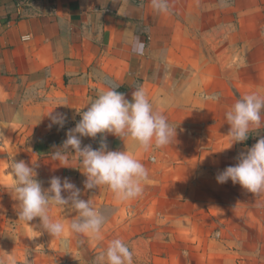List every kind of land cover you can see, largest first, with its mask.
<instances>
[{
	"label": "crops",
	"instance_id": "obj_1",
	"mask_svg": "<svg viewBox=\"0 0 264 264\" xmlns=\"http://www.w3.org/2000/svg\"><path fill=\"white\" fill-rule=\"evenodd\" d=\"M168 3L169 11L160 13L151 0H0V257L6 252L17 264H52L46 256L51 235L39 218L17 222L6 170L11 158L35 162V178L45 189L53 176L79 187L86 176L74 155L64 167L50 154L103 89L131 100L143 87L154 109L177 126V136L172 145L144 153L130 139L103 134L107 150L129 151L149 170L145 194L121 202L122 240L143 253L168 247L176 253L168 264H264V195L216 181L264 137L262 123L228 148L224 118L242 95H264V0L222 6L233 21L212 42L199 34L208 27L203 14L210 0ZM218 23L225 27L227 21ZM213 93L218 102L202 100ZM52 110L66 114L63 128H49ZM101 141L102 134L81 137V147L98 149ZM80 198L98 209L96 197ZM56 210L50 213L55 219L76 216Z\"/></svg>",
	"mask_w": 264,
	"mask_h": 264
},
{
	"label": "clouds",
	"instance_id": "obj_2",
	"mask_svg": "<svg viewBox=\"0 0 264 264\" xmlns=\"http://www.w3.org/2000/svg\"><path fill=\"white\" fill-rule=\"evenodd\" d=\"M151 6L160 13L169 11L168 0H151ZM219 99L218 93L202 95L206 103H215ZM87 106V110L80 113L79 122L67 131L62 146L50 154V159L68 167L69 154H73L86 176V190L106 186L119 202L139 197L149 180V170L129 151L107 150L103 134L110 133L122 140L130 139L142 152L149 153L172 145L176 141L177 126L171 125L162 111L154 109L143 87L131 93V100L115 88H105ZM47 116L51 121L49 128L52 125L63 128L67 120L66 114L54 113L53 110ZM224 118L230 125L226 135L228 148L246 141L250 133L257 132L264 123V95L258 92L242 95L225 112ZM97 134H102L98 149H93L91 145L81 147V137L96 138ZM151 158L155 160L154 156ZM236 159L234 166H228L216 175V181L223 184L231 180L254 196L264 195V137L246 152H241ZM36 166L35 162L29 166L23 160L17 162L12 158L8 162L6 170L11 171L7 174L13 178L10 192L18 202L17 222L29 225L38 217L40 227L53 239L60 238L62 242L66 232L100 239L106 217L93 206L92 200L81 199V189L67 177L53 176L49 181L50 186L43 188L35 178ZM53 207L63 213L65 210L75 212L76 219L65 224L63 220L53 218L50 214ZM4 253L0 257V264H17L14 255ZM93 264H133V252L121 238H113L94 257Z\"/></svg>",
	"mask_w": 264,
	"mask_h": 264
},
{
	"label": "rangeland",
	"instance_id": "obj_3",
	"mask_svg": "<svg viewBox=\"0 0 264 264\" xmlns=\"http://www.w3.org/2000/svg\"><path fill=\"white\" fill-rule=\"evenodd\" d=\"M209 8L205 10L203 14V19L207 20V29L200 30L199 34L202 36V40L213 41V37L222 36L227 34L229 31L230 22L233 21V16L231 12H222V6H228L231 0H210ZM218 21H227L225 27H220ZM219 25V26H218ZM231 26V25H230ZM207 48L211 50V43H207ZM86 178L82 179V183L78 188L81 189L83 197H96L99 202L98 210L106 217V223L102 229V236L100 239H91L83 235H77L70 232H66L63 242L60 238L53 239L50 236L49 248L47 249L50 261L52 264L69 263L71 261H82V262H92L94 257L103 249L107 247L108 241L113 238H121V226H122V209L121 202L114 198L113 193L107 189L106 186H101L100 188H94L91 190H86L84 188V181ZM147 189H143L142 194H145ZM82 196V194H81ZM140 197V196H139ZM139 197L133 199L137 200ZM95 200V199H94ZM53 213H56V208H52ZM134 211V209H133ZM168 211V208L163 210V212ZM52 213V212H51ZM52 215V214H51ZM67 219L64 221L65 224L71 222V220L76 219V216L70 217L66 214ZM117 231L118 234H114ZM164 238L162 237L161 242L164 243ZM98 242L99 250L95 253L94 248L90 247V242ZM129 246L130 250L133 252V264H168L171 256H175L176 253L169 252V248H163L158 252H138L133 251V245L131 242L125 241ZM184 249H186L184 247ZM187 251V250H184ZM184 254V253H183ZM193 256L190 255L189 259ZM192 261V260H191Z\"/></svg>",
	"mask_w": 264,
	"mask_h": 264
}]
</instances>
